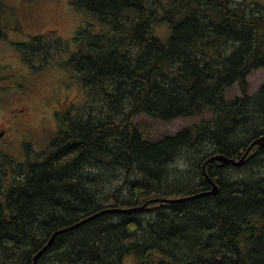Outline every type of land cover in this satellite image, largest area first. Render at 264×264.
Listing matches in <instances>:
<instances>
[{
	"label": "trees",
	"instance_id": "obj_1",
	"mask_svg": "<svg viewBox=\"0 0 264 264\" xmlns=\"http://www.w3.org/2000/svg\"><path fill=\"white\" fill-rule=\"evenodd\" d=\"M70 4L103 26L82 28L71 53L54 30L18 47L30 65L69 53L89 100L57 114L41 162L0 164V264H35L56 231L80 222L37 264H264V177L238 172L264 162V148L240 165L209 163L218 194L182 200L211 190L209 158L240 160L264 135V84L248 92L249 75L264 69V5L172 0L164 43L153 34L161 0ZM12 10L0 0V39L22 30ZM236 84L242 96L227 100ZM204 113L211 117L155 142L135 122ZM179 158L189 168L183 186Z\"/></svg>",
	"mask_w": 264,
	"mask_h": 264
},
{
	"label": "rangeland",
	"instance_id": "obj_2",
	"mask_svg": "<svg viewBox=\"0 0 264 264\" xmlns=\"http://www.w3.org/2000/svg\"><path fill=\"white\" fill-rule=\"evenodd\" d=\"M70 1L5 0L6 5L14 10L12 12L22 30H10L5 38L0 39V130H5L4 135L0 136V164L5 159L15 162H41L43 157L40 155L49 149L59 131L57 114L68 110H73L76 114L87 106L88 90L82 85L80 75L68 65L69 53L57 55L44 66L39 59L30 65L22 60L18 47L32 36L54 30L69 43L71 53L74 51L72 40L82 28L89 25L98 28L103 26L101 23L99 26L97 19L89 12L72 8ZM245 1L248 4L264 5V0ZM171 3L172 0H161L157 9L158 20L153 27V34L164 43L171 36L170 25L163 19L164 11ZM248 81L249 94L257 93L264 84V69L253 71ZM225 96L227 100L242 96L239 84L228 89ZM28 114L30 119L26 120ZM210 117L211 114L204 113L167 122L140 114L135 122L137 128L145 133L146 139L155 142L174 136L178 131ZM176 165L179 173L174 177L180 184L178 186H183L188 177L187 160L179 158ZM238 172L241 177H264V162L253 169L245 167ZM189 173L194 174L193 170H189ZM50 212V216H56L55 211ZM130 263L133 261L130 260Z\"/></svg>",
	"mask_w": 264,
	"mask_h": 264
},
{
	"label": "water",
	"instance_id": "obj_3",
	"mask_svg": "<svg viewBox=\"0 0 264 264\" xmlns=\"http://www.w3.org/2000/svg\"><path fill=\"white\" fill-rule=\"evenodd\" d=\"M255 146H259L261 148H264V135L253 140L252 143L250 144V146L247 148L246 152L244 153L243 157L240 159V160H234L232 158H230L229 156L225 155V154H217L215 156H212L211 158H209L203 165V175L205 176V178L207 179V181L211 184L212 188L210 191H207V192H204V193H201V194H197L195 196H192V197H188V198H185V199H182V200H191V199H194V198H197V197H201L203 195H217L218 194V191H219V188H218V185L216 182H214V180L210 177V175L208 174V171L206 170L207 169V165L211 162H219L220 164H223V165H226L228 163H234V164H237V165H240L242 164V162L246 159V157L249 155V153L252 151V149L255 147ZM151 202H154V200L152 201H149L145 204L148 205L150 204ZM82 223L80 224H76L74 226H71V227H68V228H64V229H60L58 231H56L53 236L51 237L50 241L48 242V244L37 254V256L35 257V264H37V260H38V257L46 250L49 249V247L51 246V244L53 243V241L55 240V238L61 234V233H64V232H67L71 229H74L76 228L77 226L81 225Z\"/></svg>",
	"mask_w": 264,
	"mask_h": 264
},
{
	"label": "flooded vegetation",
	"instance_id": "obj_4",
	"mask_svg": "<svg viewBox=\"0 0 264 264\" xmlns=\"http://www.w3.org/2000/svg\"><path fill=\"white\" fill-rule=\"evenodd\" d=\"M30 119V115L28 114V116H27V119L26 120H29ZM0 136H3L4 135V132H5V130L4 129H1L0 130Z\"/></svg>",
	"mask_w": 264,
	"mask_h": 264
},
{
	"label": "bare ground",
	"instance_id": "obj_5",
	"mask_svg": "<svg viewBox=\"0 0 264 264\" xmlns=\"http://www.w3.org/2000/svg\"><path fill=\"white\" fill-rule=\"evenodd\" d=\"M245 161V160H244ZM205 163V162H204ZM204 165V164H203ZM203 165H202V167H203Z\"/></svg>",
	"mask_w": 264,
	"mask_h": 264
}]
</instances>
